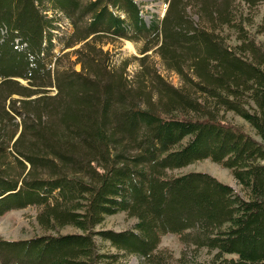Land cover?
<instances>
[{
	"label": "trees",
	"instance_id": "obj_1",
	"mask_svg": "<svg viewBox=\"0 0 264 264\" xmlns=\"http://www.w3.org/2000/svg\"><path fill=\"white\" fill-rule=\"evenodd\" d=\"M162 1L147 25L133 0H0V217L34 207L43 232L0 238V264H170L168 234L213 253L203 264H264V12L254 31L248 14L264 0ZM57 15L72 28L64 48L80 45L67 66ZM102 38L141 43L140 67L153 51L182 86L148 67L129 78ZM203 160L246 199L209 174H172ZM119 213L132 229L98 230Z\"/></svg>",
	"mask_w": 264,
	"mask_h": 264
},
{
	"label": "rangeland",
	"instance_id": "obj_2",
	"mask_svg": "<svg viewBox=\"0 0 264 264\" xmlns=\"http://www.w3.org/2000/svg\"><path fill=\"white\" fill-rule=\"evenodd\" d=\"M140 10V16L143 21L148 25L153 17L161 19L165 14L166 5L162 0H133ZM241 2V0H237ZM264 12V6L258 5L253 10L249 11L253 21V29L260 24L261 16ZM60 19L57 23V31L54 34V51L53 53L59 58V63L62 66H67L69 63H74L75 56L74 51L79 49L80 45H75L71 48H64L67 44L69 35L72 33L68 21H66L60 15H57ZM257 39L264 42V33L257 36ZM102 51L106 52L110 57L112 63L116 67H120L127 64L126 73L129 78L134 77L140 69L144 67L153 68L156 73L168 84L173 87L180 88L182 83L178 76L172 72H167L161 65L158 56L150 51L146 54L147 59L140 63L138 59L143 56L139 51L142 48V44L139 42H130L128 40H111L109 38H102ZM75 71L80 70L79 65H74ZM54 94L53 91L50 92ZM226 118L236 126H242L245 132L251 133L248 126L244 124L239 118L233 117L231 114H227ZM206 173L217 179L223 184L230 186L234 193L239 197L246 199V191L237 184L231 175L230 171L220 167L218 164L211 162L210 160H203L189 165L183 169L173 171V175L186 174V173ZM36 209L34 207H27L22 210H14L8 212L4 216L0 217V238L3 240H25L35 236H40L43 232L38 228L35 221ZM135 220L128 218L124 213H119L113 216L106 217L98 230H111L114 232H123L132 229ZM61 234L73 233V230L66 228L60 231ZM96 244L99 246L103 253L116 254L117 251L111 247L107 242H102L98 238H95ZM159 251H166L171 255L170 264H203L208 262L213 253L207 252L205 249H194L193 247H185L182 245L177 236L165 235L160 239L158 245ZM122 261L125 264H141L142 260L133 255H126Z\"/></svg>",
	"mask_w": 264,
	"mask_h": 264
},
{
	"label": "water",
	"instance_id": "obj_3",
	"mask_svg": "<svg viewBox=\"0 0 264 264\" xmlns=\"http://www.w3.org/2000/svg\"><path fill=\"white\" fill-rule=\"evenodd\" d=\"M163 16H164V15H163ZM163 16H162V17H163Z\"/></svg>",
	"mask_w": 264,
	"mask_h": 264
}]
</instances>
